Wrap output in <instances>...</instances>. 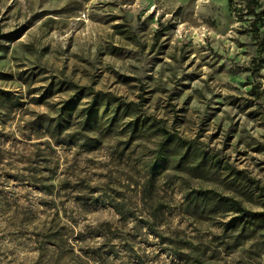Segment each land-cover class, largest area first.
I'll list each match as a JSON object with an SVG mask.
<instances>
[{
    "label": "rangeland",
    "instance_id": "obj_1",
    "mask_svg": "<svg viewBox=\"0 0 264 264\" xmlns=\"http://www.w3.org/2000/svg\"><path fill=\"white\" fill-rule=\"evenodd\" d=\"M256 1L0 0V264H264Z\"/></svg>",
    "mask_w": 264,
    "mask_h": 264
},
{
    "label": "trees",
    "instance_id": "obj_2",
    "mask_svg": "<svg viewBox=\"0 0 264 264\" xmlns=\"http://www.w3.org/2000/svg\"><path fill=\"white\" fill-rule=\"evenodd\" d=\"M257 6V1L256 0H244V7H245V13L249 14L252 16L251 18V26L253 27V32L255 36H258V26L257 22L261 19V14L260 11L256 9ZM102 96L107 97L106 95L102 94ZM108 102V99H107ZM107 102H105L103 105V108H105L107 105ZM73 107V102L68 101L65 103V106L63 109H71ZM85 114V120H84V126L85 128L90 126V123L95 120V112H96V105H92L87 109V111L81 110ZM113 117H116L118 114V107L114 109ZM63 122L66 123L65 119L61 116L59 119H56V121L53 124V129L62 131L64 130V124ZM48 126V125H47ZM48 128V127H47ZM132 128H136V125H134ZM160 162V161H159ZM158 164V161L153 164L152 168H155ZM202 202L205 203H210L209 205L211 206H219L224 209V211H233V212H238L240 217L242 219V223L245 224L246 222L255 225L259 220L264 223V218L256 217V215H259L258 213H252L250 211L245 210L237 200H229L226 197H217L213 198L211 196H203L202 197ZM211 201V202H210ZM242 228H245V225H242Z\"/></svg>",
    "mask_w": 264,
    "mask_h": 264
}]
</instances>
